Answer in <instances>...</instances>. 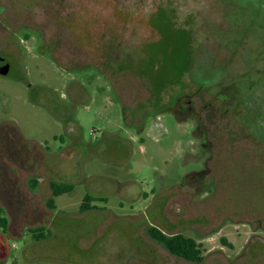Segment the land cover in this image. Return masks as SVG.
Returning a JSON list of instances; mask_svg holds the SVG:
<instances>
[{
    "label": "rangeland",
    "instance_id": "obj_1",
    "mask_svg": "<svg viewBox=\"0 0 264 264\" xmlns=\"http://www.w3.org/2000/svg\"><path fill=\"white\" fill-rule=\"evenodd\" d=\"M3 62L0 264H264V0H0Z\"/></svg>",
    "mask_w": 264,
    "mask_h": 264
},
{
    "label": "trees",
    "instance_id": "obj_2",
    "mask_svg": "<svg viewBox=\"0 0 264 264\" xmlns=\"http://www.w3.org/2000/svg\"><path fill=\"white\" fill-rule=\"evenodd\" d=\"M190 59H191V52L189 51ZM189 61H187L186 65V71L182 74V77L185 75L188 69ZM262 130H259L258 133L263 136L264 139V128H261ZM32 190L35 188L33 183L31 184ZM51 189L53 191L54 197H59L65 194H69L73 192L74 187L70 184H51ZM98 201H106L104 198H97L94 196L87 195L84 199V202L80 208V212L82 214L87 213L92 207V203L98 202ZM48 207L53 210L54 208V200H50L48 203ZM8 220L5 217L4 209L0 206V230L3 233H7L8 231ZM147 235L155 241L158 245L162 246L168 253L171 255L182 259L188 263H194V264H201L204 259V251L202 249V246L198 244L194 239L186 238L183 235L180 234H167L161 229L150 226L147 229ZM37 240L43 239V234L36 235Z\"/></svg>",
    "mask_w": 264,
    "mask_h": 264
},
{
    "label": "crops",
    "instance_id": "obj_3",
    "mask_svg": "<svg viewBox=\"0 0 264 264\" xmlns=\"http://www.w3.org/2000/svg\"><path fill=\"white\" fill-rule=\"evenodd\" d=\"M36 158L37 157H34V161L37 162ZM50 160L51 162L54 163V166L56 164V167L58 166V163H60V161H55L52 158ZM44 173L45 175L40 174L37 171L36 173L33 172L31 176H28L26 172H16V173L11 172L8 177H11L10 179L14 178L15 180H17L16 186L20 187L23 192L30 194L32 198L35 199L36 203L40 201L39 197L42 196L43 194L46 196V198L44 199L45 205H48L50 200H54L53 211H55L57 209L56 199L61 198L63 195L59 197H54L53 191L51 189V184L52 183L63 184V183H59L58 180H56L55 177L51 176V173H49L48 171ZM59 174H63V173L59 172ZM32 183L35 187L33 190L31 188ZM2 204H3L2 199L0 198V206L4 209L5 212V208L3 207Z\"/></svg>",
    "mask_w": 264,
    "mask_h": 264
},
{
    "label": "water",
    "instance_id": "obj_4",
    "mask_svg": "<svg viewBox=\"0 0 264 264\" xmlns=\"http://www.w3.org/2000/svg\"><path fill=\"white\" fill-rule=\"evenodd\" d=\"M10 71V66L9 65H0V76H8Z\"/></svg>",
    "mask_w": 264,
    "mask_h": 264
},
{
    "label": "flooded vegetation",
    "instance_id": "obj_5",
    "mask_svg": "<svg viewBox=\"0 0 264 264\" xmlns=\"http://www.w3.org/2000/svg\"><path fill=\"white\" fill-rule=\"evenodd\" d=\"M0 65H4V66H6V65H8L7 63H5V62H3V63H0Z\"/></svg>",
    "mask_w": 264,
    "mask_h": 264
}]
</instances>
